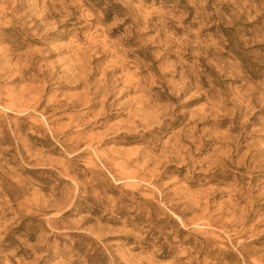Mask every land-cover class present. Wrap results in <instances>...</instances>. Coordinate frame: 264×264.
Segmentation results:
<instances>
[{
    "label": "rangeland",
    "instance_id": "1",
    "mask_svg": "<svg viewBox=\"0 0 264 264\" xmlns=\"http://www.w3.org/2000/svg\"><path fill=\"white\" fill-rule=\"evenodd\" d=\"M0 264H264V0H0Z\"/></svg>",
    "mask_w": 264,
    "mask_h": 264
},
{
    "label": "bare ground",
    "instance_id": "2",
    "mask_svg": "<svg viewBox=\"0 0 264 264\" xmlns=\"http://www.w3.org/2000/svg\"><path fill=\"white\" fill-rule=\"evenodd\" d=\"M90 88V87H89Z\"/></svg>",
    "mask_w": 264,
    "mask_h": 264
}]
</instances>
